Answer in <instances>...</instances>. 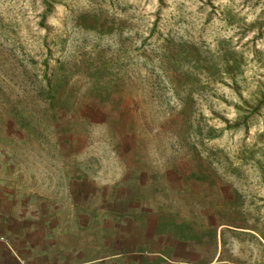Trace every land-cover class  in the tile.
<instances>
[{
  "label": "rangeland",
  "instance_id": "1",
  "mask_svg": "<svg viewBox=\"0 0 264 264\" xmlns=\"http://www.w3.org/2000/svg\"><path fill=\"white\" fill-rule=\"evenodd\" d=\"M0 162L105 264H264V0H0Z\"/></svg>",
  "mask_w": 264,
  "mask_h": 264
},
{
  "label": "crops",
  "instance_id": "2",
  "mask_svg": "<svg viewBox=\"0 0 264 264\" xmlns=\"http://www.w3.org/2000/svg\"><path fill=\"white\" fill-rule=\"evenodd\" d=\"M36 174L37 169L33 167L27 172L19 166L0 164V264H105L103 257L96 252L95 238L92 250L87 249L85 237L72 243L65 224L77 220L86 228L83 223L95 220V207L71 214L70 203L58 201V197L74 199L70 180L61 188L51 181L49 185H42ZM43 205H46V211ZM104 216L111 219L113 215L105 212ZM8 218L31 220V230L26 236L30 239V248L13 249L12 253L5 245L10 239L7 236L9 231L5 229ZM40 222H45L44 226Z\"/></svg>",
  "mask_w": 264,
  "mask_h": 264
}]
</instances>
